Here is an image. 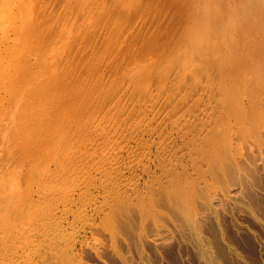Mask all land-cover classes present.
Returning <instances> with one entry per match:
<instances>
[{
    "label": "rangeland",
    "instance_id": "374dc122",
    "mask_svg": "<svg viewBox=\"0 0 264 264\" xmlns=\"http://www.w3.org/2000/svg\"><path fill=\"white\" fill-rule=\"evenodd\" d=\"M263 1L0 0V264H264Z\"/></svg>",
    "mask_w": 264,
    "mask_h": 264
},
{
    "label": "bare ground",
    "instance_id": "6f19581e",
    "mask_svg": "<svg viewBox=\"0 0 264 264\" xmlns=\"http://www.w3.org/2000/svg\"><path fill=\"white\" fill-rule=\"evenodd\" d=\"M245 1H247V0H245ZM263 2H264V1H263ZM263 2H262V5H263ZM235 3H236V2H235ZM250 4H251V3H250ZM254 4H255V3H254ZM217 5H218V4H217ZM262 5H258V6H262ZM200 6H201V5H200ZM249 7H250V6H249ZM238 8H239V7H238ZM257 8H258V7H257ZM257 8H256V9H257ZM223 9H224V8H223ZM205 10H206V9H205ZM256 11H258V10H256ZM225 13H226V17H227V19H228V18H229V20L232 19V13H233V12H232L231 8H230V10L227 9ZM200 17H201V16H200ZM202 18H203V17H202ZM202 18H201V20H203ZM195 20H196V19H195ZM232 21H233V20H232ZM262 23H264V22H262ZM195 24H197V22H196ZM195 24H194V25H195ZM199 24H200V23H199ZM202 24H203V23H202ZM232 24H233V23H232ZM252 24H253V23H252ZM194 25H193V26H194ZM254 25H255V23H254ZM263 25H264V24H263ZM201 26H202V25H201ZM201 26H200V27H201ZM194 27H195V26H194ZM203 27H204V26H203ZM192 28H193V27H192ZM205 29H206V28H205ZM205 29H204V30H205ZM258 29H259V28H258ZM198 30H200V29H198ZM195 31H196V27H195ZM205 31H206V30H205ZM207 32H208V31H207ZM207 32L202 31V29H201V31H199V32H196V33L194 32V33L196 34L195 38H196L199 42H202V43H199V44H203L204 41L207 42L206 40H209V39H210V38H208V37H209V36H208L209 34H208V35L206 34ZM209 33H210V32H209ZM222 33H223V32H222ZM190 34H191V32H190ZM193 36H194V35H193ZM211 37H212V36H211ZM192 38H193V39H191V40H195L194 37H192ZM193 42H195V41H193ZM196 44H197V43H196ZM241 48H242V47H241ZM238 51H239V50H238ZM236 54H237V53H236ZM234 57H235V56H234ZM234 57H233V58H234ZM243 58H244V57H243ZM231 60H234V59H231ZM240 67H241V66H240ZM5 68H6V67H5ZM10 68H11V67H10ZM240 69H241V68H240ZM9 70H10V69H9ZM2 71H3V70H2ZM17 72H18V71H17ZM15 73H16V72H15ZM12 74H13V73H12ZM14 75H17V74H14ZM8 76H9V75H8ZM9 77H10V76H9ZM5 79H6V78H5ZM9 82H10V81H9ZM11 82H12V81H11ZM6 84H7V83H6ZM12 86H13V85H12ZM35 89H36V88H35ZM36 90H37V89H36ZM32 94H33V93H32ZM34 95H35V94H34ZM34 95H33V96H34ZM29 99H30V98H29ZM24 103H27V102H24ZM28 103H29V102H28ZM30 105H31V104H30ZM16 107H17V106H16Z\"/></svg>",
    "mask_w": 264,
    "mask_h": 264
}]
</instances>
